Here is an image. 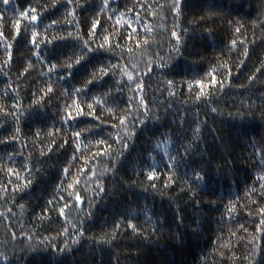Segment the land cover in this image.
Listing matches in <instances>:
<instances>
[{"label":"trees","instance_id":"16d2710c","mask_svg":"<svg viewBox=\"0 0 264 264\" xmlns=\"http://www.w3.org/2000/svg\"><path fill=\"white\" fill-rule=\"evenodd\" d=\"M100 3L12 0L7 8L0 3V140L6 141L0 143V253L12 264H264V181L257 180L264 174L258 167L264 155V0H186L179 16L173 0H111L116 11L98 14ZM29 7L39 13L35 28L19 14ZM93 19L100 21L95 37L88 35ZM133 29L132 39L117 41L115 34L127 37ZM33 31L44 41L39 58L31 44ZM172 31L180 35L179 42ZM109 34L120 47L99 49L92 57L97 67L118 65L102 87L93 86L96 96L111 93L107 106L94 104L95 116H90L85 105V115L71 128L62 127L64 90L80 83L58 79L56 72L49 75V67L57 65L66 76L60 65L73 50L78 54L83 40L97 48ZM6 44L12 46L10 60ZM213 75L215 85L210 84ZM169 80L174 84L165 90ZM197 81H203V89ZM141 82L142 93L136 88ZM49 85L52 93L46 91ZM141 95L148 115L141 108L139 119L145 124L127 125L136 135L127 138L125 149L114 142L112 125L125 109L136 115ZM197 124L199 136L193 132ZM73 131L81 132L78 140ZM165 134L175 143L192 144L187 155L181 151L170 187L165 184L172 173L164 166L168 158L160 159L162 152L144 162ZM100 140L123 151L118 170H111L109 156L93 158L105 150ZM149 165L159 169L155 189L147 180ZM105 167L110 169L102 181L106 191L94 196L90 170ZM194 169L208 173L213 195L195 187L188 191L185 181ZM76 179L75 192L83 203L69 196L73 189L68 184ZM65 204L69 207L60 215ZM146 215L152 216L151 223ZM128 220L137 231L127 227ZM157 222L162 227L153 233ZM65 243L68 248L60 251ZM0 264H5L3 257Z\"/></svg>","mask_w":264,"mask_h":264},{"label":"snow or ice","instance_id":"6c2138e0","mask_svg":"<svg viewBox=\"0 0 264 264\" xmlns=\"http://www.w3.org/2000/svg\"><path fill=\"white\" fill-rule=\"evenodd\" d=\"M0 3H2L6 8L12 3V0H0ZM68 4H72L73 0H67ZM186 3V0H173V4H172V9L175 11L176 15L179 16L182 8L184 6V4ZM108 10H112V11H116L115 9H111V0H101V3L99 5H97V13L98 14H103L105 11ZM20 16L24 19H27L31 22L33 28H35L37 26V23L39 22V13L37 12V9L34 7H29L27 10H20L19 12ZM70 15L74 14V10L72 13H69ZM109 19H111V17H109ZM53 23H55V21H53ZM120 21L117 20V24H119ZM100 25V21L98 19H93L91 21V26H90V31L88 33L89 36L95 37L97 35V28ZM16 28V32L17 35H19V27L18 25L14 26ZM235 31L237 33H240V28H236ZM133 34H135V29H133V33H129L127 37H123L120 34H115L116 35V39L117 41L119 39H132ZM171 35L173 37L176 38L177 42L180 41V35L177 34V32L172 31ZM0 37H4V32L2 30H0ZM38 37V33L33 31L32 35H31V44L33 46V48L36 50V55L39 58L41 53H40V47L41 44L44 43L43 40L38 41L37 40ZM92 41L90 40H83L82 43H80L79 45V49H78V54L76 50H73V52L71 53V55L67 56V59L65 60V62L60 65V67L64 68L65 72H66V76L65 75H61L58 72V68L57 65L53 64L49 67V75H51L53 72L57 73L58 79H67L68 77H71L73 80H76L78 83H80L79 87H76L75 85H73V87L69 90V89H65V96L66 99L64 101V114L61 120V126L63 127V125L67 124L69 128H71L72 123L75 122L77 120L78 117H81L83 115H85V105L87 107V114L90 116H95V105H100L101 103L104 104V106H107V97H109L111 95L110 92H101L99 94V96H96L94 93V87L93 86H103L105 82V77H108L110 75H114L115 71L118 70V65L116 64H108V65H100L99 67H97L96 64L92 63V57L93 54L95 52H97L99 49H107V50H112L114 51L116 48H119L120 45L117 42L116 44L112 43V34L109 35H104L103 36V42L100 43L98 45L97 48L92 47ZM146 43V42H145ZM240 43L242 44L243 41H240ZM231 44L233 46L237 45V40L233 39L231 41ZM11 45L10 44H6L5 46V51L8 52V58L9 60L11 59ZM245 55H247V50L245 49ZM97 63H99V61H97ZM161 68L166 67V65L161 64L159 65ZM257 72L260 71V69L256 70ZM127 74V73H125ZM229 74H230V70H229ZM5 75H7V73H5ZM128 75V81L129 82H134L133 81V77L131 74H127ZM254 79V77L250 78ZM197 84L200 85L201 89H203L204 85H203V81H197ZM218 81L216 80L215 75H213L211 77L210 80V84L215 85L217 84ZM174 82L169 80L167 81V88L165 90H169L171 89V87L173 86ZM9 87H11V85H9ZM143 84L141 83H137L136 84V88L140 90V92H143ZM191 87V86H190ZM221 87H223L222 83H221ZM122 90V89H121ZM47 93H52L53 92V87L52 86H48L47 87ZM130 91H135V89H130ZM8 93L5 92V95H7ZM175 92L169 91V96H174ZM200 95H203V92L201 91ZM83 97V99H81ZM93 99V103H89V99ZM200 96H197V99H199ZM134 99V97H130L129 101L131 103V101ZM69 101H71V103H69ZM15 107V105L13 106ZM168 107H171V105H169ZM143 108L144 109V115L147 116L148 115V106L145 103V97L143 95H141L140 100L138 101V104L135 108V112L136 115L133 116L131 109H125V115L121 118H118V123L117 124H113L112 127L113 129L116 130L115 132V136H114V142L115 143H119L122 145L123 148H127L128 145L126 143L127 138H129L130 136H135L136 132L135 131H131L128 129L127 125L129 123H132L133 125L135 124V122H139V124L143 125L145 124L144 120H140L139 119V114H140V109ZM213 112H216L217 109L216 108H212L211 109ZM117 111H120L117 108ZM165 111H167V109H165ZM98 118V117H97ZM116 118V117H114ZM153 119H155L156 121H159L161 119V117L159 115H156L155 117H153ZM183 126V122H181V125ZM121 129L124 130V135H120ZM17 132H19V128L16 129ZM57 131H60L59 129ZM193 132L197 134V136L200 135L201 133V128L199 127V124H197L194 128H193ZM37 136L40 135V133H36ZM51 135V134H50ZM111 135V134H110ZM81 137V132L80 131H73V138L74 140H78ZM14 139V137H13ZM0 143H6V141H2L0 140ZM64 143H68L67 140L64 141ZM98 145H105V150L103 152H97L94 154L93 158H95V156H109V163L111 165V170L115 171L118 170V168L120 166H122L124 164V153L123 151H119L116 152L115 150L112 149V145L107 143L106 140H100L97 142ZM192 147V144L189 142H185L184 144H178L175 143V141L167 134H165V138L163 140V142L160 139H156L154 145H152L149 150H148V155L145 158L144 162L146 163L148 159H151L153 161L156 160V156L152 155V153H156L157 155H159L160 152L163 153V155L160 157L161 161L163 162V157L166 156L168 158V162L164 164V166L166 168H168L170 170V172L172 174H170L168 176V181L169 183L165 184V187H170L171 183H175L176 181L173 179V175L175 173V169L177 166V160L178 158H182L181 156V151L183 152L184 155H187L190 148ZM170 149L172 151H174L176 154L173 155L172 151H170ZM51 149H49L50 151ZM76 151H79V148L77 147ZM41 155H43V152H41ZM115 157V159H113L112 157ZM9 160H12V155H9ZM77 159V157L75 155H73L71 157L72 161H75ZM87 163V161H86ZM228 162L225 161V164H227ZM149 171L147 172V180L152 182L150 184V187H152L153 189L156 188V184L155 181L157 179H159V177L157 176V172L159 171L158 168L154 167L153 165H149ZM258 167L262 170V172H264V155H262L260 157L259 160V164ZM110 169L108 167H105L103 169H101L99 172H97V170L95 168L91 169V181L95 184V188L93 189L94 192V196H99L102 193H104L106 191L104 185L102 184V181L105 179L108 171ZM81 173H84V169H80ZM9 173H14L17 177H19V173L15 172L14 169L9 168L8 169ZM64 175L65 177H68L71 173H70V169L68 167H65L63 169ZM143 174V173H141ZM208 176V173L206 171H204L203 169L200 170H193L192 173V177L190 179V181H185L186 185H187V189L188 191H192L193 187H195L196 190H206L208 192L209 195H213L215 190L211 187V184L206 182V177ZM258 181H264V174H261L257 177ZM9 183H11V181H9ZM30 183V181H29ZM80 183L79 179H76L74 181V183H69L68 184V188L69 189H73V192L69 193V196L71 197L72 195L75 196V201L77 203H83L82 200V196L79 192H75V186H78ZM261 188L264 189V183H261ZM17 191V189H14L13 192ZM193 196L195 195V192L192 193ZM94 198V197H93ZM59 199L63 200L64 197L61 196ZM49 204H52L53 201L49 200L48 201ZM69 207L68 204H65L63 207H61L59 209V213L60 215H64L65 214V208ZM232 209H229V212H231ZM264 211V210H262ZM91 213H89L90 215ZM146 222L151 223L152 222V216L150 215H146ZM181 222H182V218H181ZM262 224H264V221H261ZM117 228L120 227L119 224L116 225ZM127 227L131 228L134 232L137 231V226L131 222V220L127 221ZM162 226L159 224V222H157L156 224L152 225V232L155 233L156 231H158ZM65 233H67V230H65ZM77 235L79 237H83V231H81L80 229H77ZM177 238V237H174ZM73 243H78L79 240L78 239H74L72 241ZM68 248L67 243H65V248L60 249V251H65ZM0 257H3V260L5 262V264H12V259L10 257H8L7 255H4L3 253H0Z\"/></svg>","mask_w":264,"mask_h":264}]
</instances>
